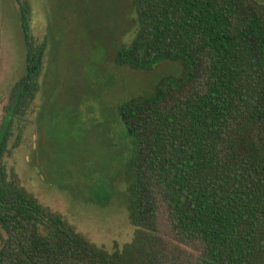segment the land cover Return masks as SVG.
Segmentation results:
<instances>
[{"label":"trees","instance_id":"obj_1","mask_svg":"<svg viewBox=\"0 0 264 264\" xmlns=\"http://www.w3.org/2000/svg\"><path fill=\"white\" fill-rule=\"evenodd\" d=\"M18 2L26 70L0 125V264H264V4L134 0L137 32L116 64L150 71L169 60L182 68L119 107L136 145L126 174L137 230L110 252L7 167L48 48L32 34L30 0ZM17 138L16 146L21 131Z\"/></svg>","mask_w":264,"mask_h":264},{"label":"rangeland","instance_id":"obj_2","mask_svg":"<svg viewBox=\"0 0 264 264\" xmlns=\"http://www.w3.org/2000/svg\"><path fill=\"white\" fill-rule=\"evenodd\" d=\"M30 2L32 34L48 48L40 92L16 121L6 164L43 204L113 252L137 230L126 174L136 145L119 107L151 94L182 65L166 60L147 71L116 64L118 50L137 32L134 0ZM26 49L18 0H0V125L11 89L25 73ZM5 236L0 224V246Z\"/></svg>","mask_w":264,"mask_h":264}]
</instances>
